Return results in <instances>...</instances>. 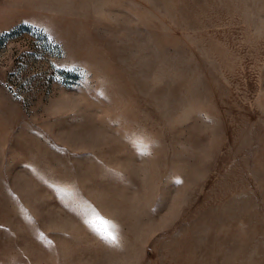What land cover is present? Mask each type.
Returning <instances> with one entry per match:
<instances>
[{
  "label": "rangeland",
  "instance_id": "rangeland-1",
  "mask_svg": "<svg viewBox=\"0 0 264 264\" xmlns=\"http://www.w3.org/2000/svg\"><path fill=\"white\" fill-rule=\"evenodd\" d=\"M0 264H264V0H0Z\"/></svg>",
  "mask_w": 264,
  "mask_h": 264
},
{
  "label": "snow or ice",
  "instance_id": "snow-or-ice-1",
  "mask_svg": "<svg viewBox=\"0 0 264 264\" xmlns=\"http://www.w3.org/2000/svg\"><path fill=\"white\" fill-rule=\"evenodd\" d=\"M101 238L109 242H115L116 240V236L111 231H106L104 234H101Z\"/></svg>",
  "mask_w": 264,
  "mask_h": 264
}]
</instances>
